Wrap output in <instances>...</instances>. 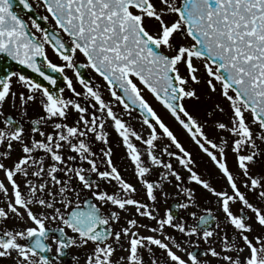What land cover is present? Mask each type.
<instances>
[{
  "label": "snow or ice",
  "instance_id": "1",
  "mask_svg": "<svg viewBox=\"0 0 264 264\" xmlns=\"http://www.w3.org/2000/svg\"><path fill=\"white\" fill-rule=\"evenodd\" d=\"M39 4L0 0V264H264V0Z\"/></svg>",
  "mask_w": 264,
  "mask_h": 264
},
{
  "label": "flooded vegetation",
  "instance_id": "2",
  "mask_svg": "<svg viewBox=\"0 0 264 264\" xmlns=\"http://www.w3.org/2000/svg\"><path fill=\"white\" fill-rule=\"evenodd\" d=\"M30 2L33 4V9L31 10V11H28V10H25V9H23L21 6L19 7V8H17L16 6H15V10H17V12L26 20V21H28L29 20V18L30 17H32V18H34L32 15H31V13L32 12H37L38 14H39V16H42V15H46L47 13L45 12V10H44V8L42 7V6H40V4H39V0H30ZM14 3H15V0H14ZM47 23V22H46ZM48 25V24H47ZM43 26V25H42ZM49 57H50V59H52L53 60V62H56V63H59L60 61L57 59V57L51 52V50L49 49ZM80 60H83V57H80ZM67 75H69L70 77L73 75L72 74V72L69 70L68 72H67ZM85 76L86 77H89V78H92L98 85H100L101 86V88H102V90H103V88H104V81L102 80V78H100L94 71H92L91 69H89V70H87L86 72H85ZM73 79H74V77H73ZM62 84V85H61ZM61 86V87H64V81H63V83L61 82V80L59 79L58 80V86ZM77 90H80V86L79 85H77ZM145 91V93H147L148 94V96L149 95H152L151 93H149L147 90H144ZM66 96L67 95H70V93L68 92V90L67 89H65V93H64ZM144 94V93H143ZM104 95H105V97L106 98H109L108 97V94H107V92L106 91H104ZM145 96V95H144ZM148 96H145V98L149 101V103L151 104V99H148V98H150V97H148ZM157 101V100H156ZM158 102V101H157ZM6 107V111L7 112H9V113H13L14 112V110L12 109V108H10V107H8V106H5ZM39 111V109L38 108H35V107H33V108H30L29 109V111H28V116L29 117H35V115H36V113ZM117 111H120V108L118 107L117 108ZM167 112V111H166ZM135 114H137V113H135ZM169 115V117L171 116L170 114H168ZM171 118V117H170ZM172 120V119H171ZM174 122H176L175 120H174ZM181 130V129H180ZM182 131V130H181ZM183 132V131H182ZM184 133V132H183ZM115 134V133H114ZM114 134H111V140H112V142H113V145H114V158H115V160H116V162L118 163V164H121V165H124V162H123V157H122V155H123V147L122 146H120L118 143H119V141L118 142H116L117 141V139H118V137H116ZM185 134V133H184ZM185 136H187L188 137V135L187 134H185ZM189 138V137H188ZM189 142H191L192 143V141L191 140H189ZM205 157V156H204ZM206 159H207V157H205ZM169 203H171V201H169ZM209 207H213V205H211V204H209L208 205ZM75 250H77V254H79V255H76V256H78L79 258H81V256H83V254H84V252H85V249H77V248H75V247H73L71 250H70V257H69V261L67 262V263H69V262H71V260H73L72 259V257H73V255L75 256V254H74V251ZM53 252H55V245H53ZM67 263H61V264H67Z\"/></svg>",
  "mask_w": 264,
  "mask_h": 264
},
{
  "label": "rangeland",
  "instance_id": "3",
  "mask_svg": "<svg viewBox=\"0 0 264 264\" xmlns=\"http://www.w3.org/2000/svg\"><path fill=\"white\" fill-rule=\"evenodd\" d=\"M144 95L148 96V94L145 93V91H144ZM148 97H150L148 99H151V101H150L151 105L162 116V118L165 120V122L168 123L169 126L173 128V130L176 132V134L178 135V137L181 140V142L185 145V147H187L189 150H191L194 153V155L196 156L198 164L201 167V169L204 170V171L210 172V173L214 172L215 170H214L211 162L208 161V159H206L203 156V154L199 152V150L196 148V146L193 143L189 142L190 138L185 136V134H187V133H185L183 131V129L176 122H174V119L171 116H170L171 118L169 117L168 113L166 112L167 110L163 107V105H161L159 102H157L156 99L152 95H149ZM211 103H212V101L205 100V99L202 98V100L198 104L197 103H189L188 107L190 108V110L193 112L194 115H196L197 117L203 119L204 118L203 117V111ZM136 115L137 114L133 113V117H135ZM125 118H127V117H125ZM131 122L133 123V125H136V120L135 119H133ZM111 134H114V132H112ZM114 135L116 136V134H114ZM118 141H119V139H117L116 142H118ZM123 156H124V149H123L122 157ZM123 162H124V164L127 163L126 160H123ZM74 254H75V256L79 255V254H77V250L74 251ZM67 264H76V262L74 260H71V262H69ZM80 264H83V256H81V258H80Z\"/></svg>",
  "mask_w": 264,
  "mask_h": 264
},
{
  "label": "water",
  "instance_id": "4",
  "mask_svg": "<svg viewBox=\"0 0 264 264\" xmlns=\"http://www.w3.org/2000/svg\"><path fill=\"white\" fill-rule=\"evenodd\" d=\"M16 3H14V10H15V6L17 7V4L15 5ZM16 11V10H15ZM7 64H13V67L15 68H22V66H19V65H15L13 62H11L10 60H8L6 57H3V56H0V65H7ZM24 71L34 77H36V74L35 73H31L30 70H27V69H24ZM38 78V77H36ZM70 257V254L67 255L62 261H68Z\"/></svg>",
  "mask_w": 264,
  "mask_h": 264
}]
</instances>
